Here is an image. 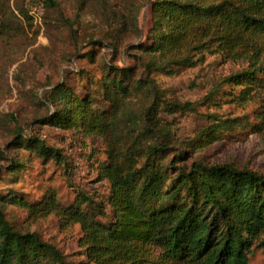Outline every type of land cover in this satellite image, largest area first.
Listing matches in <instances>:
<instances>
[{"label":"trees","instance_id":"16d2710c","mask_svg":"<svg viewBox=\"0 0 264 264\" xmlns=\"http://www.w3.org/2000/svg\"><path fill=\"white\" fill-rule=\"evenodd\" d=\"M41 4L58 8L53 0ZM150 10L152 26L139 45L148 60L144 68L172 75L208 56L239 65L204 98L216 112L206 114L207 124L182 144L151 114L153 105L141 122L133 118L131 98L145 87L133 67L107 66L82 92L64 83L54 86L59 98L47 96L53 112L36 122L98 141L100 148L86 150L82 158L95 181L108 184V193L97 200L76 191L65 203L53 190L32 202L0 191V264H70L38 234L16 229L7 219L8 206L25 211L30 221L52 215L61 227L77 226L84 264H249L255 250H264L263 174L201 161L175 169L187 162V150L231 139L236 130L264 138V0H154ZM32 22L28 11L0 0V39L17 23L22 29ZM227 104L253 108L231 117L219 113ZM164 106L169 113L180 108ZM18 148L69 167L59 149L36 137L19 139ZM9 165L10 174L24 168L19 159Z\"/></svg>","mask_w":264,"mask_h":264},{"label":"rangeland","instance_id":"374dc122","mask_svg":"<svg viewBox=\"0 0 264 264\" xmlns=\"http://www.w3.org/2000/svg\"><path fill=\"white\" fill-rule=\"evenodd\" d=\"M53 1L58 4L57 9L42 7L41 0H9L30 14L38 12L39 18L33 19L31 27L20 29L17 23L9 36L0 39V191L16 192L29 202L38 200L47 190L55 191L65 203L72 201L76 191L100 200L108 193V184L96 182L82 158L86 150L100 148L98 141L80 139L72 132L36 122L53 112L47 96L59 98L52 91L54 86L64 83L82 92V86L96 83L107 66L133 67L135 79L145 85L131 98L133 118L141 122L142 112L153 105L155 112L151 114L155 113L159 124L169 127L178 143L184 144L207 124L206 114L216 112L215 106L204 100L213 85L239 65L221 64L208 56L204 63L172 75L144 68L142 63L148 60L139 52V45L146 42L152 26L150 5L154 0ZM70 101L77 109L74 97ZM166 103L180 108L169 113L168 109L162 110ZM252 108L251 104L244 108L227 104L219 113L237 117L250 114ZM28 137L59 149L69 167L42 161L18 148L19 139ZM186 153L187 162L176 164L175 169L201 161L264 175V138L245 129L236 130L231 139ZM18 159L24 163L23 170L8 173L9 163ZM6 214L16 229L38 234L57 247L70 264L85 263L77 246V226L61 227L52 215L30 221L25 211L14 206H8ZM249 264H264V250H255Z\"/></svg>","mask_w":264,"mask_h":264},{"label":"built area","instance_id":"2783aa9c","mask_svg":"<svg viewBox=\"0 0 264 264\" xmlns=\"http://www.w3.org/2000/svg\"><path fill=\"white\" fill-rule=\"evenodd\" d=\"M31 15H32L34 20H37L39 18V13L38 12L37 13L32 12Z\"/></svg>","mask_w":264,"mask_h":264}]
</instances>
